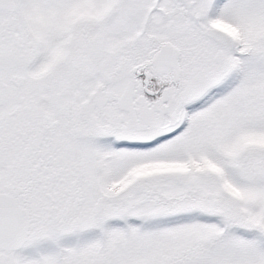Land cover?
Returning <instances> with one entry per match:
<instances>
[{"label":"snow or ice","instance_id":"obj_1","mask_svg":"<svg viewBox=\"0 0 264 264\" xmlns=\"http://www.w3.org/2000/svg\"><path fill=\"white\" fill-rule=\"evenodd\" d=\"M0 264H264V0H0Z\"/></svg>","mask_w":264,"mask_h":264}]
</instances>
